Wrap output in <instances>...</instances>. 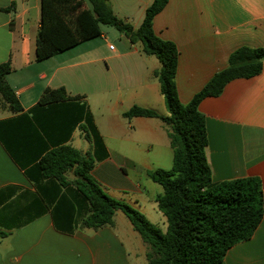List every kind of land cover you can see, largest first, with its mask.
<instances>
[{
	"label": "crops",
	"instance_id": "obj_1",
	"mask_svg": "<svg viewBox=\"0 0 264 264\" xmlns=\"http://www.w3.org/2000/svg\"><path fill=\"white\" fill-rule=\"evenodd\" d=\"M153 2L109 0L115 15L136 29ZM40 22L41 0H0V65L10 63L6 82L22 107L13 112L0 95V232L7 234L0 237V264H148L147 246L132 261L115 224L81 229L84 208L75 207V222L70 205L58 209L60 226L73 227L71 233L60 230L54 211L63 192L40 178L36 167L61 146L93 152L80 129L91 113L109 155L95 163L92 176L109 196L144 214L141 198L156 203L163 189L149 192L143 179L159 169L160 151L172 148L163 121L124 113L134 106L158 111L155 103L166 108L155 77L160 63L143 54L141 44L118 31L112 38L103 28L101 37L37 62ZM153 29L178 49L176 86L186 105L228 67L234 51L264 50V0H169ZM61 88L67 100L39 104L46 89ZM199 111L206 119L213 182L256 177L264 193V60L261 74L231 81L220 96L203 100ZM130 226L132 242L137 237ZM225 264H264V217L250 240L229 250Z\"/></svg>",
	"mask_w": 264,
	"mask_h": 264
},
{
	"label": "trees",
	"instance_id": "obj_2",
	"mask_svg": "<svg viewBox=\"0 0 264 264\" xmlns=\"http://www.w3.org/2000/svg\"><path fill=\"white\" fill-rule=\"evenodd\" d=\"M168 2L154 0L136 29L115 15L109 0H41V22L36 41V61L42 62L101 37L104 25L116 29L131 44H141L143 54L159 61L160 68L155 77L167 115L134 106L124 113V117L158 118L167 128L173 151L172 169L147 172V176L163 188L155 201L166 218V232L151 223L139 209L109 196L92 176L95 163L109 155L91 113L86 115L80 129L91 143L93 152L61 146L44 155L36 168L40 178L57 183L58 190L63 192L54 211L60 230L73 231L71 225L68 229L61 227L56 218V211L64 208L65 212L68 205L72 207V220L75 207L76 210L86 209L80 228L95 231L113 225L115 215L121 212L147 246L148 264H225L229 250L250 240L261 224L264 193L261 180L256 177L213 182L206 155V119L199 106L206 98L220 96L231 81L261 74L264 50L237 49L230 55L228 67L215 74L188 104H182L176 86L178 49L173 42L156 35L153 29L154 18ZM10 72L9 62L0 65V95L13 112H19L22 110L20 102L6 82ZM68 98L63 88L46 89L39 104L47 106ZM6 235L0 232V237Z\"/></svg>",
	"mask_w": 264,
	"mask_h": 264
},
{
	"label": "rangeland",
	"instance_id": "obj_3",
	"mask_svg": "<svg viewBox=\"0 0 264 264\" xmlns=\"http://www.w3.org/2000/svg\"><path fill=\"white\" fill-rule=\"evenodd\" d=\"M102 28L104 31H110L109 36H111L112 38H113V36L116 35V33H118L116 29L109 27V26L103 25ZM154 106H155L154 108H156L158 110L157 111L158 113H160V114H164L165 112L167 113V108H165L163 105H159V103H155ZM126 146L127 145H125L126 151H129V150H127L128 148ZM151 159H153V157ZM158 161H160L159 168L165 169V170L172 169V166H173V151H172V149L166 150V151H163V150L160 151ZM130 175L134 176L135 173L133 171H130ZM142 184H143V186H145L147 188V190L149 192H152L154 194H158V193L162 192V189H163L159 184L154 183L150 178L143 179ZM141 199L143 200V210L145 212L144 215L146 216V218L151 223L155 224L158 228H160L163 233H165L167 230L166 218L158 210L156 203L149 200V198L146 195ZM120 215H122V214H120ZM114 224L116 225V229L118 230L121 237L124 238L125 243L127 244L128 248H129L131 260L136 262L137 261L136 254L139 252L138 249H143L142 247H144V244H143L140 236L137 233H135L134 231H132L135 234V237H137V238H134L132 242L128 241L127 228H125V227H131V226H130L129 221L126 219V217L124 215L120 216V218H114ZM123 224L126 226H124Z\"/></svg>",
	"mask_w": 264,
	"mask_h": 264
},
{
	"label": "built area",
	"instance_id": "obj_4",
	"mask_svg": "<svg viewBox=\"0 0 264 264\" xmlns=\"http://www.w3.org/2000/svg\"><path fill=\"white\" fill-rule=\"evenodd\" d=\"M111 48H113V47H111Z\"/></svg>",
	"mask_w": 264,
	"mask_h": 264
}]
</instances>
